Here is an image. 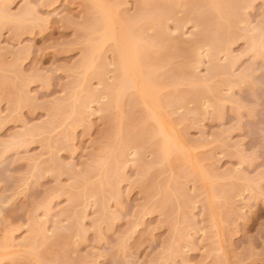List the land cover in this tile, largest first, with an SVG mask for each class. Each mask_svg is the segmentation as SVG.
<instances>
[{"label": "rangeland", "instance_id": "rangeland-1", "mask_svg": "<svg viewBox=\"0 0 264 264\" xmlns=\"http://www.w3.org/2000/svg\"><path fill=\"white\" fill-rule=\"evenodd\" d=\"M2 7L0 264H264V0Z\"/></svg>", "mask_w": 264, "mask_h": 264}, {"label": "bare ground", "instance_id": "bare-ground-1", "mask_svg": "<svg viewBox=\"0 0 264 264\" xmlns=\"http://www.w3.org/2000/svg\"><path fill=\"white\" fill-rule=\"evenodd\" d=\"M4 2V1H3ZM6 2V1H5ZM95 3V2H94ZM217 3H219V2H217ZM4 4H6V3H4ZM3 4V6H7V5H4ZM93 5H95V4H93ZM225 5V4H224ZM223 6V5H222ZM226 6H228V5H226ZM99 7V6H98ZM219 7V6H218ZM225 7V6H224ZM223 7V8H224ZM153 8V7H152ZM7 9V8H6ZM112 9V8H111ZM215 9H216V6H215ZM220 9V8H219ZM105 10H108V9H104L103 11L105 12ZM114 10V9H113ZM3 11V14H4V12H5V9H3V7H2V10H1V8H0V12H2ZM31 11H32V9H31ZM101 12V13H99V15L98 16H100V17H98L97 16V18H96V20L97 21H95L96 22V26H98L97 24H99L100 22L104 25V27H102L103 25L101 24V26H99V27H102V29L104 30L103 31V34H104V32H105V34L104 35H102V36H104V37H107V38H111L112 36L114 37V33L113 32H110V31H112V30H110L109 28H108V26L109 25H111V23H113L112 21L109 23V21H108V19H110L111 18V16L108 14V12H106V13H104V15H102V11L101 10H98V12ZM109 11V10H108ZM208 11V10H207ZM214 11V10H213ZM217 11V10H216ZM215 11V12H216ZM114 12V11H113ZM112 12V13H113ZM209 12H210V10H209ZM212 12V11H211ZM219 12V11H218ZM110 13V12H109ZM202 13V12H201ZM200 13V14H201ZM204 13H206V12H204ZM214 13V12H213ZM217 13V12H216ZM24 14V13H23ZM101 14V15H100ZM221 14V13H220ZM225 15H226V13H224ZM6 15V14H5ZM22 15V14H21ZM20 15V16H21ZM204 15V14H203ZM206 15H208V16H206ZM210 15H211V17H210ZM19 16V17H20ZM201 16V15H200ZM214 17V16H213ZM218 17V16H217ZM220 17V16H219ZM229 17V16H228ZM200 19L201 18H203V17H199ZM207 18H209V20H212L213 18H212V13H210V14H205V21L207 22ZM216 18V17H215ZM1 19H3V17L1 18ZM112 19V18H111ZM204 19H202L203 20V22H204ZM132 20V19H131ZM208 20V21H209ZM217 20H215L214 22L216 23V24H214V26L215 25H218L217 24V22H216ZM202 22V23H203ZM219 22V21H218ZM227 22V21H226ZM94 23V22H93ZM224 24V23H223ZM228 24V23H227ZM96 26H93V24H92V28L94 27H96ZM112 26V25H111ZM219 26V25H218ZM110 27V26H109ZM203 27V26H202ZM130 28H132V27H130V24H129V26L127 25V27H125V28H123V29H121V31L118 29V31L120 32V34L121 35H124L123 37H125L124 39H128V40H123V41H125V42H127L126 44H125V42H123L122 43V45L121 46H123V47H121L122 49L120 50H118V51H120L121 52V54H120V52H119V55L121 56V58H120V60L118 61V65H119V71H121V73H120V78L118 79L119 81L117 82V85H115L116 87V89H117V92H118V90H121L122 92H123V90H124V87L127 85H129V83L130 82H133V81H135L134 80V77L132 76V74H130L131 72H130V70H136V69H140V68H138V67H140V65L137 63V61H136V57H137V55L139 54V52L137 51L136 52V46L137 45H139V44H137L136 42V40H135V44H134V40H133V42H132V40H131V37H134L133 36V34H135V32H133V30L132 29H130ZM211 28V27H210ZM217 28V27H216ZM221 28V27H220ZM101 29V30H102ZM106 29V30H105ZM107 29H108V31H107ZM110 30V31H109ZM130 30H132V33L133 34H131V31ZM221 30V29H220ZM220 30H219V35H220ZM223 30V29H222ZM227 30V29H226ZM215 31V30H214ZM225 30H223L222 32H224ZM107 32H109V33H107ZM205 33H207L206 31H204ZM210 32V31H209ZM225 33V32H224ZM223 33V34H224ZM138 34V33H137ZM216 34H217V32H216ZM217 34V35H218ZM226 34V33H225ZM107 35V36H106ZM120 35V37L121 38H123L122 36ZM109 36V37H108ZM135 36H137L136 34H135ZM140 36V35H139ZM117 37V39H118V36H116ZM119 37V38H120ZM141 37V36H140ZM206 37V36H205ZM115 38V37H114ZM136 38V37H135ZM222 38H224V37H222ZM226 38V37H225ZM229 38V37H228ZM215 39V38H214ZM214 39H212V40H214ZM217 39V38H216ZM215 39V40H216ZM214 40V41H215ZM220 40V39H219ZM226 40V39H225ZM140 41V40H139ZM142 41V40H141ZM220 42H222V40H220L218 43H220ZM142 43V42H141ZM143 45V44H142ZM211 45H213V47H214V45H216L215 47L216 48H218V46H219V44L217 45L216 44V41L214 42V44L213 43H211ZM143 48H144V46H143ZM220 48V47H219ZM141 50H142V48H141ZM140 50V52H142L144 55H142V54H139L138 55V57L137 58H139L140 56H142V58L144 59L143 61H145V60H147V59H145V58H147L146 56H145V53H144V51H141ZM94 51V50H93ZM117 51V52H118ZM89 52V51H88ZM145 52H147V51H145ZM136 53H137V55H136ZM151 53V52H150ZM147 54H148V52H147ZM86 61H87V63H85L86 65H85V67L87 66V68H88V64H90L91 63V55H87L86 54ZM152 57V56H151ZM150 58V57H149ZM155 58H153V60H154ZM136 61V62H135ZM148 62V61H147ZM137 63V64H136ZM140 63V62H139ZM145 65L147 64L146 63V61H145V63H144ZM143 64V65H144ZM232 64V63H231ZM117 65V66H118ZM144 65V66H145ZM149 65V64H148ZM143 70V69H142ZM141 72V71H140ZM152 72V71H151ZM134 74V73H133ZM146 75H147V73H145ZM142 75V74H141ZM148 76V75H147ZM125 87V89L126 88H128V87ZM129 87H130V85H129ZM119 88V89H118ZM121 88V89H120ZM146 88H147V86H146ZM115 92V91H114ZM114 92H113V94H114ZM111 94H112V92H111ZM118 94H121L120 92H118ZM118 94H116V95H118ZM115 95V94H114ZM115 95V96H116ZM154 95V94H153ZM156 95V94H155ZM121 96V95H120ZM119 96V97H120ZM76 98V97H75ZM118 98V97H117ZM76 100V99H75ZM75 102V101H74ZM155 103V102H154ZM155 116V115H154ZM154 116H153V118H154ZM158 117H159V115H157ZM147 117V116H146ZM158 119V118H157ZM155 120V119H154ZM144 126H146V124L144 125ZM146 128V127H145ZM147 132H149V136L151 137V138H155L156 137V144H158V153H159V157H166V155L168 154V152H169V150L171 149V147H172V143H171V141L169 140L170 138H169V136H168V133H166L164 130H163V128L161 127V125H160V123L158 124V126L156 125H154V126H151L150 125V127L148 128V130H147ZM159 135H160V137H159ZM20 137H21V135H20ZM19 137V138H20ZM18 138V137H17ZM22 141H23V139H22ZM2 149V148H1ZM173 150V149H172ZM161 155V156H160ZM112 165L114 166V164L112 163ZM109 166V165H108ZM113 168V167H112ZM111 168V169H112ZM109 169V168H108ZM110 173V172H109ZM107 174V173H106ZM115 177V176H114Z\"/></svg>", "mask_w": 264, "mask_h": 264}]
</instances>
